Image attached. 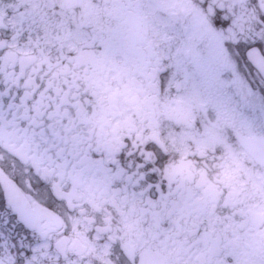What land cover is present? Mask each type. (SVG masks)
Masks as SVG:
<instances>
[{
	"label": "snow or ice",
	"instance_id": "snow-or-ice-1",
	"mask_svg": "<svg viewBox=\"0 0 264 264\" xmlns=\"http://www.w3.org/2000/svg\"><path fill=\"white\" fill-rule=\"evenodd\" d=\"M0 264H264V0H0Z\"/></svg>",
	"mask_w": 264,
	"mask_h": 264
}]
</instances>
